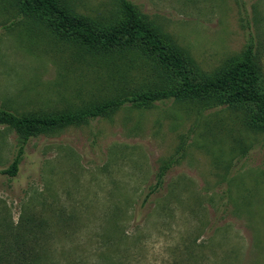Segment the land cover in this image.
Listing matches in <instances>:
<instances>
[{
  "label": "rangeland",
  "instance_id": "rangeland-1",
  "mask_svg": "<svg viewBox=\"0 0 264 264\" xmlns=\"http://www.w3.org/2000/svg\"><path fill=\"white\" fill-rule=\"evenodd\" d=\"M129 1L201 75L251 45L264 88V0ZM61 2L98 28L120 18L115 0ZM129 57L96 54L0 0V108L74 110L167 83ZM16 145L0 125V170ZM27 213L42 222L17 248L29 264H264V131L238 109L124 104L26 141L16 174L0 173V216L13 226Z\"/></svg>",
  "mask_w": 264,
  "mask_h": 264
},
{
  "label": "trees",
  "instance_id": "trees-1",
  "mask_svg": "<svg viewBox=\"0 0 264 264\" xmlns=\"http://www.w3.org/2000/svg\"><path fill=\"white\" fill-rule=\"evenodd\" d=\"M19 14L42 18L60 35L70 37L79 46L107 55H129L135 57V67L146 65L150 70L166 76L162 86L147 87L127 93L95 100L74 109L45 113H14L0 108V125L13 130L17 135L14 156L0 173L13 177L17 170L23 147L30 137L71 125L84 123L101 117L124 104L147 107L157 101L171 99L196 104L200 109L222 106L242 112L245 125L251 130L264 131V88L255 53L251 45H245L239 56L211 75L198 73L192 59L179 47L170 44L157 29L153 30L135 10L129 0H115L120 18L107 28H98L89 20L67 11L61 0H10ZM119 59V58H118ZM171 160L159 169L155 184L146 192V199L161 183L164 170ZM42 222L32 213L20 214L11 225L9 216H0V264H29L34 258H25L17 253L24 246L25 238L40 230ZM6 239L16 244V251L6 245Z\"/></svg>",
  "mask_w": 264,
  "mask_h": 264
}]
</instances>
